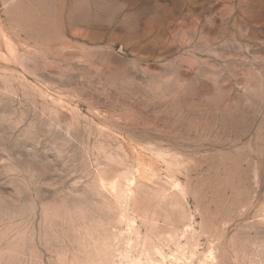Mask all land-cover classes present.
I'll list each match as a JSON object with an SVG mask.
<instances>
[{
    "label": "rangeland",
    "instance_id": "1",
    "mask_svg": "<svg viewBox=\"0 0 264 264\" xmlns=\"http://www.w3.org/2000/svg\"><path fill=\"white\" fill-rule=\"evenodd\" d=\"M0 264H264V0H0Z\"/></svg>",
    "mask_w": 264,
    "mask_h": 264
}]
</instances>
